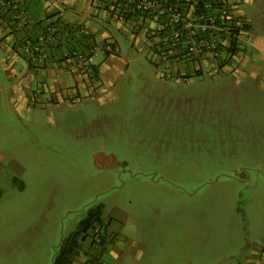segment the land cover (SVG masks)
I'll return each instance as SVG.
<instances>
[{"label":"rangeland","instance_id":"obj_1","mask_svg":"<svg viewBox=\"0 0 264 264\" xmlns=\"http://www.w3.org/2000/svg\"><path fill=\"white\" fill-rule=\"evenodd\" d=\"M231 2L251 49L233 56L224 36L218 75L175 78L110 28L128 69L98 103L52 102L33 122L0 103V264H51L92 213L101 264H264V0ZM7 48L0 89L20 73Z\"/></svg>","mask_w":264,"mask_h":264},{"label":"crops","instance_id":"obj_2","mask_svg":"<svg viewBox=\"0 0 264 264\" xmlns=\"http://www.w3.org/2000/svg\"><path fill=\"white\" fill-rule=\"evenodd\" d=\"M227 3L230 8L234 5L231 0H227ZM20 4L24 10L25 20L29 22L24 28L12 21L9 13L0 7V39L4 47H8V51L10 48L14 55L13 63L20 69L19 74H7V81L13 79L14 83L2 84L0 103L7 104L12 114H21L23 120L33 122L35 114L50 113L54 108L52 102L65 104L64 102L68 103V99L72 97H77L79 103L81 101H87L91 105L98 103L106 89L115 87L128 69L124 71V68L128 67V61L121 53L116 33H120L128 40L132 52L142 54L151 64L168 70L175 78L191 80L193 77L203 75L199 72L197 64L192 66L186 61L179 62L172 56L161 62L160 56L163 51L158 52L155 43L159 34L165 30V21L142 16L131 9L124 10L116 0H20ZM241 17L242 19L238 20L233 16L236 23L243 26L244 31L237 36L233 53L230 52L229 56L231 53L233 56L237 53L238 41L243 44V54L249 55L246 51L251 49L247 36L251 37L252 25L244 16ZM48 25L57 29L60 34L51 44V50L56 54L63 48L86 50L94 44L99 47L109 45L112 52H101L98 55V58L103 59L100 64L95 60L92 77H88L86 73L71 76L63 67L56 68L51 66L52 64L35 70L19 53L17 43L24 36L41 33ZM62 28L66 34L62 32ZM110 28L116 30V33L110 31ZM221 61L224 64L222 59ZM201 65H208V62L204 60ZM111 92L113 93V90ZM93 99L95 102H90ZM92 156L99 168L114 163L112 156L100 151H93ZM106 236L107 231L104 227V244L93 245L87 242L84 254L88 259L83 262L84 264H101L99 252L95 247L98 246L99 251L104 249ZM261 252L264 253V249Z\"/></svg>","mask_w":264,"mask_h":264},{"label":"built area","instance_id":"obj_3","mask_svg":"<svg viewBox=\"0 0 264 264\" xmlns=\"http://www.w3.org/2000/svg\"><path fill=\"white\" fill-rule=\"evenodd\" d=\"M116 1L124 10L131 9L142 16L165 21V30L159 34L155 44L158 52L163 51L162 60H167L172 56L179 62L186 61L192 66L197 64L199 71H202L201 64L205 60L214 73L223 67L222 40L230 37V32L235 26L227 0ZM196 4L200 7V14L194 11ZM0 7L9 13L10 19L17 22L21 28L28 25L29 22L25 20L20 0H0ZM62 32L65 33L64 28ZM59 36L57 29L48 25L41 33L24 36L19 40L17 43L19 53L35 70L52 64L51 66L56 68L63 67L71 76L86 73L88 77H92V68L97 56L101 52H112L109 45L99 47L94 44L86 50L63 48L56 54L51 50V44L54 38ZM68 102L74 104L77 98H69ZM90 231V241L94 245L101 244L104 236L103 226H94Z\"/></svg>","mask_w":264,"mask_h":264},{"label":"trees","instance_id":"obj_4","mask_svg":"<svg viewBox=\"0 0 264 264\" xmlns=\"http://www.w3.org/2000/svg\"><path fill=\"white\" fill-rule=\"evenodd\" d=\"M195 8H196V10H194L195 13L200 14L201 10H200L199 5L196 4ZM236 32L237 30H234V33L232 31L230 32V45L231 46H233L236 41L234 40L235 38L232 37V36L236 37L237 35ZM231 51H233V47ZM95 215L96 213L88 214L86 219L81 221V223L77 227V230L70 236V238H68L66 241L63 242L61 246L58 247V251L52 259V264H72L73 263L74 259L83 250L84 241L86 240L87 237L89 238L88 230L94 227L93 224L95 222H97L98 226H103V224L98 220V218H96ZM102 244H104L103 237L101 239V245Z\"/></svg>","mask_w":264,"mask_h":264}]
</instances>
